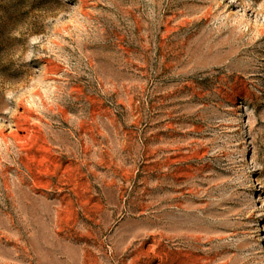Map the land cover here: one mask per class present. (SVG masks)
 <instances>
[{
    "label": "rangeland",
    "instance_id": "1",
    "mask_svg": "<svg viewBox=\"0 0 264 264\" xmlns=\"http://www.w3.org/2000/svg\"><path fill=\"white\" fill-rule=\"evenodd\" d=\"M0 264H264V0H0Z\"/></svg>",
    "mask_w": 264,
    "mask_h": 264
}]
</instances>
